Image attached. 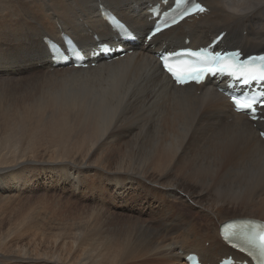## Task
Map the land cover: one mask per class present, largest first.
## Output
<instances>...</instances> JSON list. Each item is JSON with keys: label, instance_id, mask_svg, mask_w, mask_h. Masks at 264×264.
I'll list each match as a JSON object with an SVG mask.
<instances>
[{"label": "bare ground", "instance_id": "bare-ground-1", "mask_svg": "<svg viewBox=\"0 0 264 264\" xmlns=\"http://www.w3.org/2000/svg\"><path fill=\"white\" fill-rule=\"evenodd\" d=\"M166 1L0 0V166L12 164L6 171L18 189L27 183L17 173L21 164L42 163L48 152L72 156L81 171L105 173L116 184L112 202L134 198L141 212L138 224L119 233L108 227L116 213L94 208L72 225L75 231L57 235V244L71 245L67 257L28 243L13 249L7 239L0 242V264H189L191 253L203 264L229 255L251 262L228 246L220 227L232 219L264 222V121L235 112L221 90L225 82L176 85L156 53L183 47L186 39L191 47L205 46L222 31L220 47L264 52V0H201L209 11L145 40L155 24L150 9ZM103 10L136 33L130 42ZM63 31L96 66H53L43 39ZM109 41L127 54L105 59L100 42ZM76 185L80 195L89 184ZM233 212L241 214L228 216Z\"/></svg>", "mask_w": 264, "mask_h": 264}, {"label": "rangeland", "instance_id": "rangeland-1", "mask_svg": "<svg viewBox=\"0 0 264 264\" xmlns=\"http://www.w3.org/2000/svg\"><path fill=\"white\" fill-rule=\"evenodd\" d=\"M228 1L232 2L230 0ZM260 31H262V29H260L259 32ZM50 153L51 152H48L46 158L41 159L42 163H39V160H36L34 163H24L20 165V167L23 166V170L17 173L18 175H23L21 178L24 177L27 180V183L24 186H19L18 189L14 185L15 178L13 177L12 172L8 174V171H6L7 169L13 168L12 164L0 166V194L5 197V199L4 197H0V242H5L8 239L9 242L7 243H12L14 247L13 249L24 244L27 245L28 243L33 247H39L41 252L44 251L49 256L60 254L63 257H67V254L71 253L70 250L66 251L69 245L63 246V243L57 244V235L59 233L69 235L70 232L75 231L76 229L71 228L72 225L87 218L90 213L93 212L94 208L98 207V209H107V212L105 213L111 215L112 213H116L115 217L118 218V220L114 219V221L108 224V227L119 233H121V231L129 230L130 227L139 223L138 218L141 216L140 204H137V202L134 201V198H128L120 202L117 200L112 202L110 198L117 190V186L116 184L109 183L105 173L101 174L81 171L78 169L72 156L70 159L68 158V160H64L56 157L53 158ZM28 177H30V179ZM37 177H40V179L38 180ZM146 180H149V182L145 185L151 188L156 184L151 178ZM76 184L89 185H87L84 191L79 195L75 192ZM100 188H102L103 193L108 199L106 201L107 207L104 205L105 208L104 206L101 207L102 204L99 200L100 193L98 190H100ZM134 189L135 188L132 187L130 191H133ZM4 200H6V202ZM149 210L150 209L148 208L147 213ZM234 214L241 213L233 212L228 216ZM129 218L133 219L129 220ZM103 221H107V216L99 218L98 224ZM14 226L17 228L21 226L22 231L17 232L18 229H15L16 227ZM27 232L29 233L27 234ZM19 233H23V235H19ZM93 233H96L97 237H101L105 234L104 232L99 231H93ZM100 233L101 236L99 235ZM61 238L63 239L64 237ZM52 239L54 243L52 242ZM60 241L62 242L63 240L60 239ZM66 241L70 240L68 239ZM15 242H18V244L15 245ZM7 243L4 244L5 247ZM207 244L208 243H205L206 246ZM70 246L69 248L71 249ZM178 250L181 253V249ZM19 251H21V249ZM30 252L37 254L35 251ZM9 261L8 263L12 262L13 264L17 263L18 260L11 259ZM149 261L154 263V260ZM164 263V261L159 262V264ZM18 264L21 263L18 262ZM35 264H60V262H52V260L43 261V259H41L39 261L37 260V263Z\"/></svg>", "mask_w": 264, "mask_h": 264}, {"label": "snow or ice", "instance_id": "snow-or-ice-1", "mask_svg": "<svg viewBox=\"0 0 264 264\" xmlns=\"http://www.w3.org/2000/svg\"><path fill=\"white\" fill-rule=\"evenodd\" d=\"M199 11H204L203 8H199ZM159 31V29H157ZM125 38H129L128 36H125ZM51 47H55L54 45ZM51 54L54 53L51 51ZM193 55L200 56V53H194ZM259 59H264V57H259ZM222 58H216L213 57L211 60L204 64H197L194 66H180V67H173L171 65H165L175 79L180 83H186L188 80L192 81H199L203 78H205L206 75H212L215 73H222L229 71V66L227 64H224L221 62ZM232 75H239L240 77L248 76L249 79H255L256 77L253 75H250L247 72L241 71L237 73L236 71H232ZM245 83H247V80H245ZM237 104L240 105L242 108L246 109H252L253 104L252 102H240L237 101ZM261 241V247H264V235H261L260 237Z\"/></svg>", "mask_w": 264, "mask_h": 264}]
</instances>
